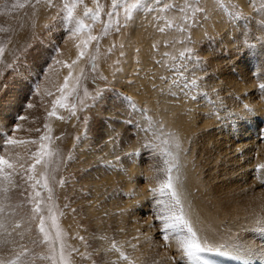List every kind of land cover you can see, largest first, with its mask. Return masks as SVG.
<instances>
[{"label": "rangeland", "instance_id": "obj_1", "mask_svg": "<svg viewBox=\"0 0 264 264\" xmlns=\"http://www.w3.org/2000/svg\"><path fill=\"white\" fill-rule=\"evenodd\" d=\"M132 5H136V7H131ZM70 9L71 16L69 15ZM95 16L99 18L95 19ZM81 21L87 27L81 32L73 34L78 22ZM216 23L221 25L220 28L218 25L216 27ZM222 25L223 27L226 25V28H223ZM134 27L139 29L134 32ZM138 33L141 34L138 35ZM133 34L140 36V43L133 40H138ZM142 34L143 38L148 39H146L147 41L141 39ZM92 36L97 39L90 40L89 38ZM140 39L146 42L147 46ZM72 40L77 42L74 41L77 46L72 43ZM85 40L89 41L87 45L83 44ZM132 43L135 48L133 45L131 46ZM142 45H144L145 51L142 49ZM65 46H69L70 51L75 50V48L72 49V46L78 47L76 64L81 61V65L80 67L75 65L79 69L76 67L77 71L72 70L66 76L69 78L68 81L71 79V82L65 89L62 106L56 105V114L49 115L53 111V102L61 97L60 89L64 84L59 88L54 99L50 96L43 100L40 98L41 90L44 88L43 79L52 68L61 65V59H64L63 52L66 50ZM263 47L264 0H0V49H2L0 51V120L3 121V123L0 121V156L15 165L14 169H4L5 172L12 173L13 183L9 184L3 174H0V207L4 209L0 211V225H2L0 229L8 232L7 240L3 238L0 240V247L4 248L3 251L0 250V262L2 264H13V262L15 264H54L53 260L47 257L55 255V264H63V261L59 259L61 241L56 239V228L48 218L51 215L48 212V207L53 206V213L57 217V224L62 233L61 239L66 246L65 256L69 264H121V261H125L126 264L133 263L132 255L126 250L118 252L119 249L116 247L114 238H108L105 248H103V245L98 242V238L90 230H86L84 223L88 218L87 214L95 209L100 216L97 206L102 202H111L109 198L113 197L110 193H113L114 187H121L125 182L122 177H118L121 175L128 177V173L132 171L131 168H134V171L138 167L146 168L143 172H138L137 182L145 191H149L147 193L150 197L155 198L158 195L155 202L158 207L160 206L159 209L162 208V205L157 201L167 199V197L160 196L159 188L161 182L167 179L166 169L169 165L165 164V161H171L169 152L172 157H175L172 175L179 176L177 188L188 218L191 219V222L193 221L192 226L198 232V237L201 242L208 245L223 244L220 242L223 240L217 237L218 235L205 231L204 227L200 225L199 221L201 220L197 215L195 217V214L189 213L192 209L189 207H193L191 202L199 197L203 198L197 200L204 199L205 201L206 196L209 199L210 191L215 188L213 183L205 177L206 168L208 167L209 170L210 165L204 166L199 163L203 168L205 167L203 169L205 172H199L198 176L194 173L190 177L186 171L184 173L185 157L189 164L196 163L194 155L198 153L197 140L193 134L182 135L175 126V124L177 125L175 121L178 122V118H180L178 115L182 111V107L178 111L174 110V112L168 113L172 121L169 124L166 122L167 116L160 112L165 108L167 111L169 107L167 104L170 103L176 107L172 103L175 98L174 102L179 100L186 104L188 111L192 110L190 104L193 107L196 106L193 115L195 123L190 121V117L189 123H185L189 128L193 125L194 127L202 126L200 124L209 119L206 115L204 116L203 113H206L204 111H211L209 113L214 116L219 115L220 117H215V121L221 122H216V125H207L208 127H205L204 131L218 130L219 132L222 128L219 134L215 133L214 135V145H208L211 152L219 154V157L216 156L221 158V142L217 143L216 137L230 134L231 145L252 141L241 138L239 132L234 135L239 126L232 128V125H235L234 121H237L235 123L245 122L241 117L249 111L243 112L253 107L257 109V113L259 112L260 116L255 114L254 118L261 127L259 134L257 133L254 139L256 138L263 149L264 140L261 139L262 136H259L262 133L264 135V88L261 87L264 85ZM81 51L84 53L82 57ZM143 55H149V58L144 59ZM141 57L148 63H144ZM134 60L136 66L132 64ZM57 61L61 63H56ZM129 62L131 63L129 64ZM225 68L226 71H224ZM64 69L62 65L55 69L54 73L58 71L61 73ZM125 72V76L122 75ZM238 73L240 75L242 73V76H239ZM128 74L133 76L128 78ZM228 75L230 77L223 78ZM244 76L245 78H243ZM246 77H249V82ZM235 78L238 83L235 82ZM54 80L53 78L52 86L56 82ZM225 81L229 86L224 85L223 87ZM63 82L65 83V80ZM37 83L38 93L33 91ZM221 83L223 84L221 85ZM149 87L151 91H148L146 96L144 92ZM135 92L143 96V101L140 99V94L136 93V95ZM221 93L223 94L221 95ZM33 96L37 98L34 97V101L32 100ZM144 96H146L145 99H143ZM153 96L158 98L157 103L160 104L156 112H152V102H149ZM243 97L245 98L243 99ZM228 98L229 100H227ZM29 103L34 106L27 107ZM209 105L213 110L209 108ZM221 105L225 107L223 108ZM205 106L209 110L202 111L201 109ZM227 108L234 115H231ZM214 110L216 115L213 113ZM20 116L25 119H18ZM233 118L234 121H232ZM210 119L214 120V117H210ZM221 123L222 125H219ZM189 124L191 125L189 126ZM17 126L19 127L17 128ZM193 131L195 132V130ZM42 136L47 139L41 141ZM9 137L30 143L11 146L7 142ZM31 141L36 142L31 143ZM41 143L45 144L53 155L49 156L45 153L41 162L37 163L33 153L41 150ZM200 143L202 144L201 141ZM176 144H179V148L176 147ZM253 147H255L254 143H252ZM254 150L252 156L257 157V150ZM242 153L240 151V154ZM133 155L142 163L137 162V165H131L129 159ZM230 155L234 160L239 155V151L233 150ZM193 160L195 161L192 162ZM232 163L233 161L227 166L233 172ZM33 164L36 165L34 171H27ZM216 169L219 170L217 172H220V169L217 167ZM255 170L260 172L259 166ZM147 175L152 179H147L150 178ZM28 176H33L34 179L28 180ZM45 177H47V188L44 187ZM227 178L223 179L224 182H228L225 184L231 187L232 192L235 188L233 194L236 192L241 194L242 198L240 197L239 200L242 204L258 201L251 197L259 198L258 194L252 195L251 192L241 191L243 188L246 191L248 188L250 190L249 184L244 185V183H237L235 180L231 183ZM189 179L191 181L193 179V186ZM37 180L40 183L33 188L32 184H35ZM96 180L97 182H95ZM188 181L190 182L188 183ZM204 183L208 189L205 188ZM196 184H198L197 187L199 186L198 189ZM136 185L134 186L138 188ZM187 186L197 190L195 193L193 191L196 199L191 195L192 193L189 194L192 190ZM200 187L201 189L198 191ZM1 188H7L8 192L5 193ZM257 188L256 190H259ZM49 189H51V193ZM153 189L157 191L153 192ZM209 189L211 190L209 191ZM107 190L110 191L107 192ZM37 192L40 193L39 197H36ZM113 194H116L114 196L119 197L122 201L134 198V192L129 191L128 193L121 188H118V191L116 190ZM242 194H245V197ZM50 195L51 199H49ZM30 197L34 198L35 203L40 204L41 213L39 215H34V202L29 199ZM113 200L116 199L113 197ZM98 201L100 202L97 204ZM209 201L205 202L210 203L211 201ZM186 203L189 204L188 207ZM206 206L208 207L209 204ZM91 207L92 210H90ZM159 209H153L150 213H152L153 220L155 218L157 222L155 224H161L160 227L155 226L157 228L156 235H160L157 240L164 243V247H162L164 252L168 251V257L165 258L168 260L172 253L169 249L167 250L166 241L174 240L176 236L171 235L169 231L166 233L169 235L168 240L162 238L163 222L158 218L161 214H158ZM248 213L249 211L244 215L247 216ZM40 215L46 218L45 227L55 241L54 245L44 242L43 234L39 231ZM103 217L107 218L106 213H103ZM109 220L105 219L104 221L109 222ZM263 221L262 217L259 222H255V225L263 226ZM228 225L223 226L224 229L221 226H216V228L227 234V237L237 239L240 237L241 239V237L248 238L251 235V238L259 239L258 230H255L254 227H252L253 231H251V227L248 231L249 228L243 226ZM239 233L241 235H237ZM3 235L0 233V236ZM111 239L113 240L110 241ZM108 241L110 242L108 243ZM3 242L7 243V247L3 246ZM126 242L125 246L129 241L126 240ZM16 246L17 248H15ZM52 248H55L54 253ZM113 249L120 254L115 255ZM109 250L113 256H110ZM125 256L128 257L127 260L124 259ZM170 262L173 263L174 260ZM175 262L174 264H177Z\"/></svg>", "mask_w": 264, "mask_h": 264}, {"label": "bare ground", "instance_id": "obj_2", "mask_svg": "<svg viewBox=\"0 0 264 264\" xmlns=\"http://www.w3.org/2000/svg\"><path fill=\"white\" fill-rule=\"evenodd\" d=\"M245 2V1H244ZM217 16V15H216ZM217 20V19H216ZM222 20V19H221ZM215 21V20H214ZM226 21V20H225ZM225 21H222L225 23ZM146 22V21H145ZM216 22H219V21H216ZM221 23V21H220ZM217 23H216V27H217ZM219 26V25H218ZM221 26V25H220ZM219 26V28H220ZM223 27V25H222ZM136 27H134L135 29ZM223 28H226V25L223 27ZM139 29V28H137ZM134 30V32H136V30ZM219 30V29H218ZM222 30V28H221ZM138 32V31H137ZM141 32V31H140ZM141 34V33H140ZM138 33V35H140ZM124 35V34H123ZM135 35V34H133ZM137 34L135 35L136 38H138V40H135L133 39L134 41H138L139 42V38L140 36H138ZM145 37V36H144ZM227 37V36H226ZM143 38V34L141 36V39ZM140 39V40H141ZM147 38H143V40L147 41L146 40ZM226 39V38H225ZM68 40V39H67ZM79 40V39H78ZM141 40V41H143ZM74 43V45L77 46V44H75V40H72ZM75 41V42H74ZM133 41V42H134ZM225 41V40H224ZM67 42V41H66ZM144 42V41H143ZM71 43V42H70ZM71 43V44H72ZM77 43V42H76ZM80 43V42H78ZM128 43V42H127ZM140 43V42H139ZM146 45V42H144ZM148 43V42H147ZM136 44V42L134 43V45ZM149 44V43H148ZM223 44V43H222ZM133 45V43L131 44V46ZM133 45V47L135 48V46ZM139 45V44H137ZM136 45V46H137ZM142 45V49H143V46ZM227 45H230V44H227ZM71 46V45H70ZM129 46V45H128ZM147 46V45H146ZM145 46V48H146ZM149 46V45H148ZM66 50L63 52V56H64V59H61L62 63L60 66H64V70L60 73L59 71L57 73H54V70L59 68L60 66H58L57 68H52L50 72H47L44 76V79H43V86L44 88L41 90V93L42 95L40 96V98H43V100H46L48 99L50 96V98H53L56 96V94L59 92V88L64 84V80L66 78V76H68V74L73 70L75 71L78 66L80 67L81 65V61L78 62V64H76L77 62V50L78 47L76 48L75 46H72V49L75 48V50H72L70 51L71 49L68 48L67 46H65ZM81 47V45H80ZM140 47V49H141ZM132 48V49H134ZM264 48V47H263ZM130 50V49H128ZM135 50V49H134ZM144 50V49H143ZM146 50V49H145ZM144 50V51H145ZM133 51V50H132ZM140 51V50H139ZM131 52V51H130ZM129 52V53H130ZM150 52V50H149ZM264 52V51H263ZM118 53V52H117ZM133 53V52H132ZM145 53V52H143ZM134 54V53H133ZM147 54H150V53H147ZM145 54V55H147ZM236 54V53H235ZM264 54V53H263ZM119 55V54H118ZM234 55V53H233ZM144 56V55H143ZM138 57V56H137ZM146 59L149 58V55L148 56H144ZM263 57V56H262ZM131 58H133L131 56ZM142 58V57H141ZM233 58V57H232ZM140 61V60H139ZM142 61L144 63H148V61L146 60H143L142 58ZM215 61V60H214ZM219 61V60H218ZM233 61V60H231ZM75 62V63H74ZM132 62V61H131ZM129 62V64L131 63ZM57 63V62H56ZM135 60L134 62L132 63L133 65H135ZM140 63V62H139ZM235 64V63H234ZM65 65H71V68L69 67H65ZM75 65H78V66H75ZM144 66H146V64H143ZM148 65V64H147ZM232 65V64H231ZM136 66V65H135ZM143 66V68H144ZM212 66V65H211ZM233 66V65H232ZM77 67V68H76ZM220 67V66H219ZM226 67V66H225ZM130 68L132 69V66H130ZM129 68V69H130ZM142 68V69H143ZM79 69V68H78ZM264 69V68H263ZM50 70V69H49ZM135 70V69H134ZM243 70V69H242ZM77 71V70H76ZM127 71V70H125ZM131 71V70H130ZM130 71H128L130 73ZM133 71V69H132ZM226 71V68L225 70ZM223 71V72H224ZM122 72V71H121ZM124 72V71H123ZM221 69H220V73H221ZM216 73V72H215ZM229 73V72H228ZM243 73V72H242ZM242 73L241 75L239 74V76H242ZM72 74V73H71ZM126 72L122 75L125 76ZM227 74V73H226ZM61 75V76H60ZM250 75H251V72H250ZM124 76H122L123 78H125ZM127 76V75H126ZM133 75L129 76L128 74V78L129 77H132ZM144 76V75H143ZM234 76V75H233ZM236 76V75H235ZM139 77V76H138ZM226 77H230L229 75L228 76H225L223 78H226ZM232 77V76H231ZM12 78V77H11ZM10 78V79H11ZM53 78L55 79L54 81L55 84L54 86H52V80ZM137 78V77H136ZM239 78V77H238ZM245 78V76L243 77ZM249 78V77H248ZM248 78L246 77L247 81H248ZM8 79V78H7ZM6 79V80H7ZM222 79V78H220ZM242 79V78H241ZM253 79V78H252ZM126 80V79H125ZM143 80V79H142ZM227 80V79H226ZM234 80V79H233ZM236 80V78H235ZM223 81V80H222ZM228 81V80H227ZM230 81V80H229ZM228 81V82H229ZM246 81V80H245ZM71 82V79L68 81V83ZM141 82V81H140ZM231 82V81H230ZM233 82V81H232ZM236 83L237 80L235 81ZM234 82V83H235ZM249 82V81H248ZM11 83V82H10ZM126 83V82H124ZM227 82L225 81V84L221 83V85L223 84V87L224 85H227L226 84ZM233 83V84H234ZM242 83H245V82H242ZM260 84V83H259ZM15 85V84H14ZM238 85V84H237ZM249 85V84H248ZM254 85V84H253ZM220 86V85H219ZM229 86V84L227 85ZM240 87V85H238ZM55 87V88H54ZM147 87V86H146ZM233 87V86H232ZM241 87H243L241 85ZM252 87V86H251ZM210 88V86H209ZM221 89V86L219 87ZM238 88V87H237ZM214 88L211 90L213 92ZM224 90V88H223ZM239 90V89H238ZM256 90V89H255ZM148 91H151L150 87L146 90L145 95L147 96L148 94ZM216 91V90H215ZM240 91V90H239ZM17 93V91H15ZM25 92V91H24ZM51 92L52 95H48V93ZM217 92V91H216ZM221 92V91H219ZM241 92V91H240ZM255 92V91H254ZM26 93V92H25ZM138 93V92H135V94ZM218 93V92H217ZM238 93V92H237ZM256 93V92H255ZM18 94V93H17ZM140 94V93H138ZM156 94V93H155ZM220 94V93H219ZM223 93H221L222 95ZM228 94V93H227ZM240 95V93H238ZM23 95V94H22ZM137 95V94H136ZM144 95V94H142ZM162 95V94H161ZM39 96V95H38ZM139 96V95H138ZM141 96V94H140ZM139 96V97H140ZM143 99H145V97ZM164 98H165V95H163ZM241 96V95H240ZM243 96V95H242ZM18 97V96H17ZM34 97L33 96V101H34ZM142 97L141 96V101L142 100ZM162 97V96H161ZM231 97V95H230ZM36 98V97H35ZM239 98V97H237ZM245 97H243L244 99ZM5 99V98H4ZM15 99V98H14ZM37 99V98H36ZM158 99V98H157ZM157 99L153 96L151 97V101L149 102H152L151 103V106L153 108L152 109V112H156L158 110V104L157 103ZM171 99V98H170ZM192 99V98H191ZM203 99V98H202ZM11 100V99H10ZM220 100V99H219ZM222 100V99H221ZM226 100V99H225ZM229 100V98L227 99ZM234 100V99H232ZM163 101V100H162ZM162 101H159V102H162ZM168 101V100H167ZM175 101V98L173 100L172 103H174L176 105L173 106L170 104H167L169 107H168V112L163 110L162 112H160L162 115H166L167 116V120L166 122L169 124V122H172L171 121V118L169 116L168 113H172L174 112V110H179L180 107H182V111L179 113V117L178 118V122L177 120L175 121L177 123V125L175 124L176 128H178L180 130V132L182 133V135H185V134H193L196 138V142H197V146H198V153H196L195 158H196V163H190L189 164V161L186 160V157L184 159V166H185V170H184V173L187 172V174L192 177V175H194V173L196 174V176H198L199 172L203 173L205 172L203 169L201 164H203L204 166L205 165H210L209 166V170H208V167L205 169L206 170V176L207 177L206 179L209 181V182H212L213 185L215 186L214 190L212 189H209L211 195L208 197L209 199H207V193H206V199L205 201L207 200V202L209 201L210 203H207L203 200H197L199 198L196 199L195 195H193L196 191L189 188V186L191 187V185L193 186V179L191 181V185L187 186V188H189L190 190H192L190 192V190H188L191 194L193 195V197L196 199L194 200V198H192L194 201L191 202V204H193V207H189V208H192L191 211L189 213H192V214H195V217L197 215V217L201 220L199 221V223L201 222L200 225H202L205 229V231L207 233H211L213 235H218L217 237H220L221 240L223 241H220V242H223V244H219V243H216V244H210V246H212L213 248H223L224 250L228 251V252H231L232 254L231 255H227V256H230V257H233V258H236L238 260H241V261H244L248 264H264V233H262L261 231H259L260 229L263 228L264 224L262 223L263 226H258V225H255V222H259L262 217L264 218V168H261L260 166L261 165H264V146H263V149H262V145L259 144L257 141H256V138L254 139V136L257 135V133L259 132V125L257 124V120H255L254 118V115L257 114V109L255 108H250L252 109L253 111L251 112H248L245 116L241 117L245 122L241 123L239 120L238 123H235L237 121H234V118L232 119V121H234L233 123L235 124L234 126L232 125V128L233 127H238L236 129V132H234V135L237 134L239 132L241 138H245V139H248V140H252V141H249V142H245V143H242L241 144H233L231 145L232 143V139H230L231 135L230 134H226L224 136H219V137H216V142L219 143L221 142V147H220V150H221V158H218L219 157V154H214L213 152H211L212 150L209 149L208 145L210 144H213L214 145V135L215 133H220L221 129L216 131V130H213V131H209L208 132H205L204 129L205 127H208L207 125H216L218 121H215V117H218L219 115H216V112L214 110L213 113H215L216 116H214L213 114H210L209 112L207 111H204V110H209V109H206L207 107L205 106V108H200L202 111L206 112V113H203L204 116L206 115L207 117H209L208 120H206L205 122L203 121H200L202 124V126H195L194 127V123H195V118H193V115L195 114L194 111H195V107H193V105L190 104V106L192 107V110L188 111L187 110V106L186 104L182 103V102H179V100L177 102H174ZM189 101V100H188ZM204 101V100H203ZM231 101V100H230ZM236 101V100H235ZM242 101V100H241ZM11 102V101H10ZM164 102V101H163ZM218 102V101H217ZM230 104V102H227ZM5 104V103H3ZM189 104V103H188ZM193 104V103H192ZM206 104V102H205ZM208 104V103H207ZM219 104V103H218ZM164 105V103H163ZM215 105V104H214ZM255 105V104H253ZM252 105V106H253ZM2 106V105H1ZM210 106V105H209ZM222 106V105H221ZM240 106V105H239ZM167 107V106H166ZM213 107V106H212ZM219 107V106H218ZM223 107V106H222ZM225 107V106H224ZM223 107V108H224ZM211 108V106L209 107ZM215 108V106H214ZM222 108V109H223ZM258 108V107H257ZM212 109V108H211ZM228 109V108H227ZM242 110V108H240ZM264 109V108H263ZM262 109V110H263ZM213 110V109H212ZM226 110V109H225ZM229 110V109H228ZM245 110V109H244ZM243 110V111H244ZM246 111L248 110H245V112L243 113H246ZM261 111V110H260ZM228 112V111H227ZM230 112V110H229ZM31 113V112H30ZM38 113V112H37ZM219 113V112H218ZM217 113V114H218ZM222 113V111H221ZM224 113V111H223ZM231 113V112H230ZM229 113V114H230ZM243 113H241L243 115ZM253 113V114H252ZM33 114V113H32ZM220 114V113H219ZM226 114V112H225ZM224 114V115H225ZM233 113H231L232 115ZM6 115V113H5ZM38 115V114H37ZM35 115V116H37ZM202 115V114H201ZM234 115V114H233ZM34 116V115H33ZM196 116V115H195ZM203 116V115H202ZM222 116V115H221ZM229 116V115H228ZM235 116H238V115H235ZM260 116V115H259ZM165 117V116H164ZM189 117H190V121L193 122V127H188L186 124L189 123ZM206 117V118H207ZM210 117H214V120H211L213 118L210 119ZM220 117V116H219ZM239 117V116H238ZM237 117V118H238ZM35 118V117H34ZM176 118V117H175ZM194 121H193V119ZM199 118H200V115H199ZM205 118V119H206ZM224 118V117H222ZM241 118H238V119H241ZM120 119V118H119ZM218 119V118H217ZM241 119V121H242ZM41 120V119H40ZM165 120V119H164ZM200 120V119H199ZM198 120V121H199ZM202 120V119H201ZM226 122L228 121L227 119H225ZM230 120V119H229ZM2 121V119L0 120ZM37 122V121H36ZM40 122V121H39ZM110 122V121H109ZM221 122V121H220ZM218 122V123H220ZM3 123V121H2ZM118 123V122H117ZM186 123V124H185ZM228 123L231 125V123L228 121ZM227 123V124H228ZM191 124H189L190 126ZM219 125H222L219 124ZM35 126V125H34ZM218 126V125H217ZM215 128V126H213ZM212 127V128H213ZM219 127V126H218ZM227 127V126H226ZM230 127V126H229ZM227 127V128H229ZM211 128V129H212ZM224 128V127H223ZM216 129V128H215ZM218 129V128H217ZM19 130V129H18ZM108 130V129H107ZM195 130V132L193 131ZM225 130V129H224ZM227 130V129H226ZM225 130V131H226ZM230 130V129H229ZM22 131V130H21ZM100 131V130H99ZM193 131V133H192ZM228 131V130H227ZM191 132V133H190ZM225 133V132H224ZM199 134V135H198ZM259 134V133H258ZM198 136V137H197ZM261 137V139L264 140V135L262 133V135H259ZM15 137V136H14ZM238 137V136H237ZM234 139V137H233ZM239 140V139H238ZM244 140V139H243ZM200 141L202 142V144L200 143ZM230 141V142H229ZM235 141V140H234ZM246 141V140H245ZM106 142V141H105ZM250 143V144H249ZM252 143H254V146L252 148ZM231 145V146H230ZM12 146V145H11ZM260 147V148H259ZM15 148V147H14ZM106 148V147H105ZM231 148V149H230ZM254 149H256L257 151V157H253L252 155V152L255 151ZM233 150L235 151H239V155L237 156V158H234V160L231 159V155L230 153H233ZM245 150H247V152H245ZM251 150V151H250ZM120 151V150H119ZM240 151L243 152L242 154H240ZM217 153V152H215ZM260 153V154H259ZM184 154V153H183ZM255 154V153H254ZM218 157H217V156ZM261 155V156H260ZM255 158L256 160L254 161L253 158ZM137 157L136 156H132V158H130V163L131 165H137L139 162V160L136 159ZM191 158V157H190ZM189 158V159H190ZM220 159V160H219ZM236 159V160H235ZM183 160V159H182ZM192 160V159H191ZM232 167H233V172L229 169L230 167L227 166L228 163L232 162ZM147 161V160H146ZM195 160H193L192 162H194ZM235 161V162H234ZM257 161V162H256ZM121 162V161H120ZM187 162V163H186ZM140 164L142 162H139ZM147 163V162H146ZM201 163V164H199ZM130 165V166H131ZM183 165V164H182ZM259 166L260 168V172H256L255 168ZM132 167V166H131ZM136 167V166H135ZM183 167V166H182ZM216 167L218 169H220V172H217L219 170L216 169ZM229 167V168H228ZM146 168L145 167H141V169L138 167V169H136V171H134L135 169L134 168H131L132 171H130L128 174L129 176L128 177H125L124 175H121L120 177L118 178H121L124 179V183L123 186H115L114 190H113V193H115V191L117 190L118 191V188H121V190L125 189L126 192L129 193L130 192H134V198L133 199H125V200H120L119 197H116L114 195L116 194H111L116 200H113V197L109 198V200H111V202L109 203H103L98 205V210L100 211V216L98 213H96V209L93 210L91 213H88V218L85 220V223H84V226H86V230L87 231H91L92 234H94L98 239V242L103 245V248H105V242L106 240H108V238L110 239L111 237L114 238L115 242H116V247L119 249L118 252H122L123 251H127L128 253H130L132 255V260H133V263L131 264H174L177 263V264H186V257L184 256V252L182 251V249L180 248V245L177 241V238H175L174 240H171V241H166V245L168 244V248L167 250L169 249V251L172 253L170 255H172L168 260L167 257H168V251L164 252L163 248V244L161 241H158V237H160V235H156L157 232V228L155 226H161V224H155L157 223L155 221V218L153 220V218L151 217L152 216V213H150V211H153V209H159V207L157 206L156 204V199H157V196L155 198L153 197H150L149 194L147 193V191H145V189L141 186H139V183L137 182L138 181V172L141 173L145 170ZM148 170V169H147ZM201 170V171H200ZM119 171V170H118ZM186 171V172H185ZM148 174V173H147ZM93 175V174H92ZM110 175V174H109ZM151 175V174H150ZM186 175V174H185ZM115 176V175H114ZM148 176V175H147ZM188 176V178H190ZM104 177V176H103ZM108 177H111V176H108ZM140 177V176H139ZM150 177V176H148ZM186 177V176H185ZM227 178L228 181H232L235 180L237 181V183H244L245 184H249L250 186V190L248 188V191L241 189V191L245 192V193H252V195L254 194H258L259 198L257 197H254V196H251L253 198H255L256 200L258 201H253V203H249V204H242L240 202L239 199H241V194H238L237 192L235 194H233L234 189H233V192L231 191L232 189H230L231 187H228L225 183L227 182H224V178ZM92 178V177H91ZM94 178V177H93ZM107 178V177H105ZM112 178V177H111ZM111 178L109 180H111ZM203 178H204V175H203ZM202 178V179H203ZM98 179V178H97ZM107 179V181H108ZM113 179V178H112ZM147 179H152L151 177L150 178H147ZM238 179V180H237ZM99 180V179H98ZM104 180V179H103ZM106 180V179H105ZM120 180V179H119ZM187 180V179H186ZM107 181H103V182H107ZM136 181V183H134ZM149 181V180H148ZM147 181V182H148ZM151 181V180H150ZM188 181V183L190 182ZM200 181V179H199ZM93 182V181H92ZM97 182V180L95 181ZM198 182V181H197ZM204 182V181H203ZM90 183V182H89ZM109 183V182H107ZM112 183V182H111ZM119 183V182H118ZM151 183V182H149ZM228 183V182H227ZM231 183H230V186H231ZM234 183V182H233ZM97 184V183H96ZM101 184V183H100ZM137 184L138 185V188H136L134 185ZM146 184V183H145ZM205 184V183H204ZM235 184V183H234ZM95 185V184H94ZM115 185V184H114ZM136 185V186H137ZM147 185V184H146ZM198 184H196V187H197ZM233 185V184H232ZM106 186V185H105ZM234 186V185H233ZM199 187V186H198ZM197 187V189H198ZM211 187V186H210ZM209 187V188H210ZM237 187V186H236ZM258 187V188H257ZM195 188V187H193ZM205 188H206V184H205ZM213 188V187H212ZM259 189V190H256ZM3 189V188H1ZM16 189V188H15ZM96 189V188H95ZM113 189V188H112ZM201 187L199 188L198 191H200ZM208 189V187L206 188ZM205 189V191H206ZM238 189V188H236ZM182 190V189H181ZM255 190V191H254ZM110 190H107V192H109ZM194 191V193H193ZM204 191V190H203ZM149 192V191H148ZM239 192V190H238ZM198 193V192H197ZM196 193V194H197ZM209 193V194H210ZM232 193V194H231ZM19 194V193H18ZM156 194V193H155ZM187 194V193H186ZM185 194V195H186ZM237 194V195H236ZM151 195V194H150ZM199 195V194H198ZM204 195V194H203ZM202 195V196H203ZM245 195V194H244ZM242 194V196H244ZM250 195V194H249ZM255 195V196H256ZM2 196V195H1ZM190 196V195H189ZM14 197V196H13ZM121 197V196H120ZM241 197V198H240ZM245 197V196H244ZM93 198V197H92ZM188 198V197H187ZM186 198V199H187ZM203 198V197H201ZM200 198V199H201ZM205 198V197H204ZM247 198V197H246ZM250 198V197H249ZM248 198V199H249ZM99 199V198H98ZM93 200V199H92ZM97 200V198H96ZM254 200V199H253ZM245 201V200H244ZM247 201V200H246ZM250 201V199H249ZM14 202V201H13ZM100 201L97 202V204L99 203ZM186 202V201H185ZM252 202V201H250ZM9 204V203H8ZM187 204V203H186ZM206 204L210 206L207 207ZM189 204H187V207H188ZM5 206V205H4ZM12 206V205H11ZM92 206V205H91ZM188 208V209H189ZM149 209V210H148ZM90 210H92V207L90 208ZM190 210V209H189ZM98 211V212H99ZM158 211V210H157ZM248 213L247 216L244 215V213ZM103 213H106L107 215V218H104L103 217ZM147 213V214H146ZM149 213V214H148ZM102 214V215H101ZM156 214V213H155ZM159 214V212H158ZM24 215V214H23ZM10 217V215H9ZM154 217V216H153ZM191 217H193V215H191ZM1 218V217H0ZM105 219H110L109 222L108 221H104ZM195 219V218H194ZM191 220V219H190ZM193 220V218H192ZM193 222V221H192ZM191 222V223H192ZM264 222V221H263ZM234 225L235 227H240V226H243L245 228H249L248 231L250 230V227H251V231L252 230V227L256 228L255 230H258V233H259V239H253L254 237L251 238V235H249L248 238L246 237H239V239L237 238H233V237H227L224 232H220L218 231L216 228V226L218 227H226L227 225ZM193 225V224H192ZM196 225V224H195ZM228 225V226H229ZM13 226V225H12ZM163 226V224H162ZM247 226V227H246ZM197 227V226H196ZM202 227V228H203ZM232 227V226H231ZM2 228V227H0ZM198 228V227H197ZM242 228V227H241ZM224 229V228H223ZM240 229V228H239ZM234 230V229H233ZM242 230V229H241ZM15 231V230H14ZM198 231V230H197ZM12 232V231H11ZM242 232V231H241ZM244 232V231H243ZM0 233H3L4 235L3 236H0V240L3 239H6V234L8 233L7 231L4 232L1 231L0 229ZM198 233V232H197ZM228 233V232H226ZM249 234V233H248ZM247 234V235H248ZM251 234V232H250ZM13 235V234H12ZM15 235V234H14ZM24 235V234H23ZM172 235V233H171ZM170 235V236H171ZM237 235H241L240 233L237 234ZM16 236V235H15ZM25 236L27 237V235L25 234ZM169 236V235H168ZM233 236V235H232ZM246 236V235H245ZM5 237V238H4ZM17 237V236H16ZM13 239H16V238H13ZM29 239V238H28ZM104 239V241H103ZM214 239V238H213ZM228 239H232V240H228ZM113 239H111L110 241H112ZM126 240L129 241L128 245H124L126 244ZM11 241V240H10ZM103 241V242H102ZM108 241V243L110 242ZM169 242V243H168ZM214 242V241H213ZM1 243V242H0ZM5 247H7V243L5 244V242H3ZM212 243V242H211ZM28 245V244H27ZM132 246V247H131ZM14 247V246H13ZM162 249H161V248ZM9 248V247H8ZM12 248V247H11ZM17 248V246L15 247ZM13 248V249H15ZM132 248V249H131ZM0 250L3 251L4 248L2 249V247H0ZM11 250V249H10ZM114 250V249H113ZM139 252H137V251ZM108 251V249H107ZM112 251V250H111ZM7 252V251H6ZM114 254L117 255V254H120V253H116V250H114ZM169 252V253H170ZM109 253H110V256L112 255L113 256V253L110 252L109 250ZM6 254V253H5ZM29 256V255H28ZM4 257V256H3ZM141 257V259H140ZM166 258V259H165ZM4 259V258H3ZM1 259V260H3ZM215 259V258H214ZM8 260V259H7ZM174 260V262H170ZM216 260V259H215ZM211 264H223L220 261H210ZM1 263V262H0ZM2 264V263H1ZM121 264H126L125 261H121ZM130 264V263H129Z\"/></svg>", "mask_w": 264, "mask_h": 264}, {"label": "snow or ice", "instance_id": "obj_3", "mask_svg": "<svg viewBox=\"0 0 264 264\" xmlns=\"http://www.w3.org/2000/svg\"><path fill=\"white\" fill-rule=\"evenodd\" d=\"M131 7H136V5H132ZM69 15L71 16V9L69 10ZM95 19H98V16L94 17ZM87 25H84L83 22H78V26L75 28V33L81 32L84 28H86ZM90 40H95L97 37H90ZM88 40L83 41L84 45L88 44ZM2 51V49H0ZM81 57L84 55L83 51H81ZM57 63H60V61H57ZM75 63V62H74ZM69 68H71V65H65ZM71 75V74H70ZM68 79L65 78V83L63 87L60 89L61 97H59L57 100L53 102V111L49 113V115H55V107L56 105L62 106V101L65 99L64 92L65 89L68 88ZM262 88H264V85H261ZM75 90L74 88L72 89ZM33 91L39 92V86L37 83V86L33 88ZM48 95H52L51 92L48 93ZM34 105L28 104L27 107L31 108ZM249 112L253 111L252 109H248ZM18 119H25V117L20 116ZM19 126H17L18 128ZM47 127V126H46ZM37 131H39L37 129ZM41 141L47 139V137L42 136ZM7 142L11 145L16 144H27L30 143L29 141H17L15 138L9 137ZM36 141H31V143H35ZM176 147L179 148V144H176ZM40 151L33 153L34 158L36 159L37 163H40L43 157L45 156V153L47 155L51 156L53 153L48 150L47 146L43 143L40 144ZM170 160H166L165 164L169 165L166 169L168 175L167 179L161 182L160 188H159V194L161 197H167V199H161L158 200L157 203L162 205V208L159 209V213H161L158 218L163 222V231L161 233L162 238L164 240H168V233L169 231L174 234L177 238V241L180 245V248L184 252V256L186 257V264H211V262L208 260L206 254L211 253H217L219 255H231V252H228L224 250L223 248H213L212 246L208 245L207 243L201 242L200 238L197 235L196 230L193 228L191 220L188 218L187 211L182 203L181 200V194L178 191L177 184L179 182V176H173L172 171L174 165L175 157H172V154L168 153ZM23 167V165H21ZM36 165L33 164L30 169L27 171H34ZM261 168H264V165L260 166ZM14 169L15 165L11 163L8 159H6L3 156H0V174H3V177L5 180L8 181L9 184L13 183L12 181V173H7L4 171V169ZM28 180H33V176H28ZM40 181L37 180L35 184H32V187L35 188L36 184H39ZM44 187L47 188V177H45L44 180ZM5 193L8 192V189H3ZM153 192H156V189L152 190ZM49 192L51 193V189H49ZM40 193H36V197H39ZM7 199V197H5ZM30 200H33L34 207H33V213L34 215H39L41 213V206L39 203H35L34 198H29ZM49 199H51V195L49 196ZM3 207H0V211H3ZM48 212L51 214L48 218L51 219L53 227L56 228V239H59L60 242V255L59 259L63 261V264H69V261L67 260L65 256V244L63 240L61 239L62 233L59 229V226L57 224V217L53 213V206L48 207ZM45 216L40 215L39 216V231L43 234L44 242L49 245H54L55 241L51 238L49 230L45 227ZM2 226V225H0ZM262 233H264V229H260ZM53 253L55 252V248H52ZM51 260H53L54 264L56 262V256L52 255L51 257H47ZM125 260L128 259V257H124ZM15 264V262H13Z\"/></svg>", "mask_w": 264, "mask_h": 264}, {"label": "water", "instance_id": "obj_4", "mask_svg": "<svg viewBox=\"0 0 264 264\" xmlns=\"http://www.w3.org/2000/svg\"><path fill=\"white\" fill-rule=\"evenodd\" d=\"M220 260H223L226 262V264H238L236 261L232 260V259H229V258H225V257H222L220 255H217L215 254ZM214 257V256H212Z\"/></svg>", "mask_w": 264, "mask_h": 264}]
</instances>
